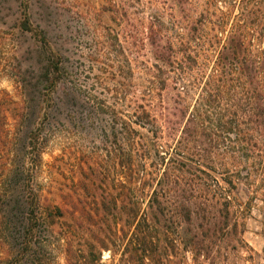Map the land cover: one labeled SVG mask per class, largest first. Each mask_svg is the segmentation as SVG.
Returning <instances> with one entry per match:
<instances>
[{"label": "trees", "instance_id": "obj_1", "mask_svg": "<svg viewBox=\"0 0 264 264\" xmlns=\"http://www.w3.org/2000/svg\"><path fill=\"white\" fill-rule=\"evenodd\" d=\"M212 1L194 29L223 23L210 11ZM27 2L7 0L9 12L0 19L19 57L7 68L18 100L0 97V264H55L48 217L67 214L83 230L59 231L75 239L66 240L68 264H95L115 240L123 264H184L175 261L180 251L201 264L236 249L246 206L235 207L233 193L251 172L264 173V0H240V21L208 72L190 41L181 59L171 43L152 41L155 75L123 112L85 89V71L73 59L75 31L64 23L71 16L45 1L35 14ZM197 89L194 104H186ZM107 116L112 144L99 162L80 167L82 193L76 200L63 194L70 206L48 203L47 213L33 184L42 150L68 128ZM105 162L123 179L107 180Z\"/></svg>", "mask_w": 264, "mask_h": 264}, {"label": "rangeland", "instance_id": "obj_2", "mask_svg": "<svg viewBox=\"0 0 264 264\" xmlns=\"http://www.w3.org/2000/svg\"><path fill=\"white\" fill-rule=\"evenodd\" d=\"M43 1L45 6L49 3L71 16L72 20L66 18L64 23L75 31L73 59L81 62L85 71L86 78L82 82L85 89L93 94L95 100L108 108L115 106L121 112L126 109L131 95L138 96L148 79L155 75L156 60L150 48L152 41L171 43L177 59L184 56V44L190 41L199 50L197 58L206 63L208 72L214 66L221 46L234 32L242 11L240 0L212 1L210 11L218 17L223 15V23L220 27L211 24L212 29L205 27L203 33L194 28L198 26L196 20L202 19L201 13L208 0H28L27 4L37 14L44 7ZM0 6H4L0 15L2 20L3 15L9 12L7 0H1ZM14 41L10 28L0 26V97L8 94L17 101L18 94L7 70L17 65L19 58L13 55ZM161 93L166 98V93L172 92L167 88ZM198 94L197 89L187 96L186 104L192 106ZM83 128H68L64 134L51 139L42 150L39 166L32 169L33 184L40 191L44 205L70 206L68 202L63 203L62 196L69 193L76 200V195L82 193L78 181L80 167L86 168L84 162L95 164L105 154L103 147L112 144L113 128L108 116L93 126ZM119 145L117 142L115 148ZM262 161L264 163V153ZM106 164L109 171L107 180L123 179L117 166ZM242 180L237 183L233 198L235 207L246 206L243 241L236 242V249H221L219 254L214 253L201 264H264V173L253 171L250 181ZM135 198L144 202L145 196L138 191ZM46 210L48 213L49 207ZM48 218L53 222L52 227L49 225L51 236H46L53 243L50 246L54 263L68 264L66 240L69 238L74 244V236L83 234V230L77 231L68 214L61 219ZM68 225L75 234L73 237L68 231L59 232L62 228L68 230ZM120 250L121 241L115 240V245H110V250H103L95 264H123ZM175 259L184 264H196L189 253L181 251Z\"/></svg>", "mask_w": 264, "mask_h": 264}]
</instances>
